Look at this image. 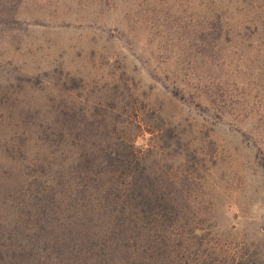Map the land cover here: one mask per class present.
<instances>
[{
    "label": "rangeland",
    "instance_id": "1",
    "mask_svg": "<svg viewBox=\"0 0 264 264\" xmlns=\"http://www.w3.org/2000/svg\"><path fill=\"white\" fill-rule=\"evenodd\" d=\"M235 1L0 0L2 253L45 243L32 202L58 158L42 130L71 117L103 143L113 119L134 121L181 212L176 238L264 243V0Z\"/></svg>",
    "mask_w": 264,
    "mask_h": 264
},
{
    "label": "trees",
    "instance_id": "2",
    "mask_svg": "<svg viewBox=\"0 0 264 264\" xmlns=\"http://www.w3.org/2000/svg\"><path fill=\"white\" fill-rule=\"evenodd\" d=\"M245 2L236 0L237 9L248 10ZM222 31L223 26L218 37ZM78 122L76 117L63 119L62 129H56L47 121L42 130L50 158H58L49 164L57 167L46 179V193L32 202L39 225L31 229L41 226L45 243H38L39 248L32 244V257L24 254L26 244L19 254V243L9 255L0 248V264H264V243L253 250H230L208 243L198 228L192 233L195 243H185L183 233L176 238L173 228L181 212L150 160L152 150L137 144V132L126 131L133 120L113 119L100 135L104 143L96 140L98 133L77 137L81 133L73 128ZM73 149L76 155L69 161L64 153Z\"/></svg>",
    "mask_w": 264,
    "mask_h": 264
}]
</instances>
